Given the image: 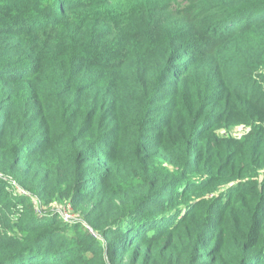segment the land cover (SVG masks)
Wrapping results in <instances>:
<instances>
[{
  "label": "trees",
  "instance_id": "1",
  "mask_svg": "<svg viewBox=\"0 0 264 264\" xmlns=\"http://www.w3.org/2000/svg\"><path fill=\"white\" fill-rule=\"evenodd\" d=\"M6 4L0 264H264V0Z\"/></svg>",
  "mask_w": 264,
  "mask_h": 264
},
{
  "label": "rangeland",
  "instance_id": "2",
  "mask_svg": "<svg viewBox=\"0 0 264 264\" xmlns=\"http://www.w3.org/2000/svg\"><path fill=\"white\" fill-rule=\"evenodd\" d=\"M6 6H7L6 0H0V14H2V9L5 8ZM245 116H246V113H244V112L238 113V117H237L238 119H237V121H234L232 123L233 126H231L228 129L222 128V129L218 130V134L228 135V136H232V137L242 136L244 133H246L248 131V128L246 126H244L242 123L243 122L242 120H244ZM14 193H19V192L14 191ZM65 212L66 211H62V213H65Z\"/></svg>",
  "mask_w": 264,
  "mask_h": 264
},
{
  "label": "built area",
  "instance_id": "3",
  "mask_svg": "<svg viewBox=\"0 0 264 264\" xmlns=\"http://www.w3.org/2000/svg\"><path fill=\"white\" fill-rule=\"evenodd\" d=\"M10 185H11L12 187H16V188H17V186H16V184H15L14 181H10ZM16 191L20 192L18 188L16 189ZM61 215H62V220H63L64 222H67V221H70V220L73 219V217H72L67 211H66L65 213H62ZM86 228H87L88 232H89L91 235H94V232H93V230H92L91 228H88L87 226H86Z\"/></svg>",
  "mask_w": 264,
  "mask_h": 264
}]
</instances>
